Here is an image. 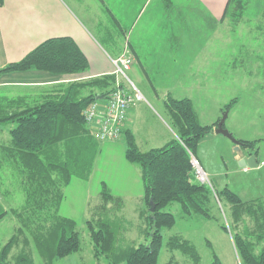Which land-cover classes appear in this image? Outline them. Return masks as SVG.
I'll return each instance as SVG.
<instances>
[{"label":"rangeland","instance_id":"374dc122","mask_svg":"<svg viewBox=\"0 0 264 264\" xmlns=\"http://www.w3.org/2000/svg\"><path fill=\"white\" fill-rule=\"evenodd\" d=\"M182 1L189 2H180V5L185 4L188 8L184 13L181 12L168 20L169 30L161 28L162 35L160 36L148 32L141 34L138 38L137 47L144 60L153 62V59L159 55L166 67L162 73L157 69L149 71V76L153 75L151 82L155 90H149L145 95V91L141 89L145 88V83H142L143 78L140 80L141 83L138 81L136 83L129 71L130 68L125 70L126 77L123 80L125 84L130 83L131 87L134 86L143 96L139 103L143 106L141 111L147 125V128L143 129L148 133V128L157 131L159 130L158 124L164 128L169 124L164 113L163 101L167 93H170L166 87L173 84L174 73L188 71L198 63L201 65L209 61L211 64L215 62V66L204 67L210 71V82L203 92L198 94L192 91L190 87L194 84L193 78L186 77L184 74L173 95L177 98L185 97L186 95L182 92L185 90L181 88L187 87L186 93L191 97L199 120L203 124L212 123L215 113L220 120L223 113L227 112L224 128L239 141H259L261 155L264 156V0H252L248 3L241 19H228L225 23H217V25L201 17L193 8L190 0ZM76 13L87 23L81 10ZM214 30H216L215 35ZM195 31L209 35L206 41L208 47L205 52L200 53V58L196 57L194 63L186 68L192 57L188 51L190 45L187 42L190 40L189 35H193ZM99 39L101 40V37ZM178 46L180 50L175 52ZM104 47L111 55L110 46L106 44ZM124 52L126 55L129 54L127 57L131 59L132 67L133 57L127 42H125L121 55ZM173 55L176 56L175 59ZM2 83L5 85L0 84V97L16 98L14 96L24 95L34 97L39 93L46 94L42 91L43 86H30L27 87L30 91L24 92L22 90L26 88L19 89L12 82L2 81ZM234 98L237 99V104L229 110H224L225 105ZM9 128L11 129V125L8 124L0 130V139H8ZM215 128L216 126L213 129ZM212 134L213 132L205 138ZM217 136L216 138H223L227 140V144H230L228 143L230 140L224 136ZM150 138L152 140L144 142V138L137 137V144L142 151L163 145L162 142H157L154 135H150ZM125 149L123 136L115 141L99 142L98 153L87 180L73 177L70 183L62 188V197L57 208L49 212L44 209L37 211L26 200L27 193L24 190L23 175L3 163L0 167V207L4 211L0 219V254L3 248L11 243L4 258L5 264H22L18 259L23 256L31 264H107L104 256L96 255V248L91 239L90 227L97 230L99 219L115 228L116 247L121 249L144 243L145 234L142 229L145 225L140 211L145 208V205L141 199L143 187L140 169L125 159ZM215 151V144L208 142L206 145L200 144L194 154L197 166L206 174L205 181L208 180V183L205 184L213 190L212 195L215 199L214 188L221 189L225 186L238 194L243 201L264 196L263 160L258 159L256 169L242 168L238 161H232L230 168L232 172L227 175L229 180L221 185L218 180H213L206 172L208 167L215 169L217 164H222L219 154ZM246 154L251 155L248 150ZM256 155H258V150ZM201 157L202 160H200ZM199 162L204 166H201ZM193 170L194 177H196L194 166ZM221 179L224 180L225 177L221 176ZM103 183L113 196L120 197V204L117 202L114 203L115 205L103 204L101 197ZM102 205L104 206L101 208ZM164 211L171 212L176 223L171 228L162 229L163 246L158 264H166L171 257L177 264H194L188 257L167 250L166 242L173 235L189 240L196 247L200 256L198 264H210L213 253L218 256L222 264H240L231 230L222 231L218 223L212 220L184 216L177 203L168 205ZM212 214L220 220V223L223 222L227 228L229 227L230 219L225 215L222 204L218 203ZM59 217L73 219L76 222L75 231L79 236V249L62 258L50 257L35 244V239L45 237ZM249 226L252 227V223H249Z\"/></svg>","mask_w":264,"mask_h":264},{"label":"trees","instance_id":"16d2710c","mask_svg":"<svg viewBox=\"0 0 264 264\" xmlns=\"http://www.w3.org/2000/svg\"><path fill=\"white\" fill-rule=\"evenodd\" d=\"M251 1L228 0L223 17L233 16L238 20ZM3 2L0 0V6ZM165 5L170 8L171 2ZM88 68V59L73 39L53 37L37 45L20 60L1 68L0 75L35 70L62 76L82 74ZM119 86L123 87L122 82ZM117 87L116 75L109 74L43 86L42 91L46 94L39 93L34 97H0V130L11 125L8 139H0V167L7 164L23 175L26 200L37 211H54L61 200L62 188L73 177L87 180L99 142L86 125L83 111L98 98H108ZM22 91L28 92L30 88ZM236 102V98L231 99L224 110L231 109ZM163 108L175 138L161 147L142 151L129 129H123L121 134L125 139V159L140 169L141 199L145 205L140 215L145 225L142 229L145 242L120 249L116 247L115 228L99 219L97 230L90 227L96 255L104 256L107 264H158L163 246L162 229L171 228L176 223L174 215L164 209L177 203L184 216L212 220L222 231L231 230L240 264H264V196L243 201L225 186L214 188L215 199L213 190L194 177L192 158L202 139L214 133L213 128L219 119L214 124H203L190 98H177L171 93H167ZM240 142L249 154H257L259 141ZM105 186L101 190L103 204H120V197L113 196ZM150 202L154 211H150ZM218 203L222 204L225 215L230 219L228 228L212 214ZM3 212L0 207V219ZM75 226L73 219L59 217L45 237L35 239V244L50 257L62 258L76 252L79 236ZM10 246L11 243L1 251L0 264H5L4 258ZM166 247L171 253L188 257L194 264L200 262L196 247L179 235L169 237ZM18 261L31 264L24 256ZM166 264L177 263L171 257ZM210 264L222 262L213 253Z\"/></svg>","mask_w":264,"mask_h":264},{"label":"crops","instance_id":"0c3cea01","mask_svg":"<svg viewBox=\"0 0 264 264\" xmlns=\"http://www.w3.org/2000/svg\"><path fill=\"white\" fill-rule=\"evenodd\" d=\"M169 1L171 2L170 8L165 5ZM180 2L189 3L182 0H4L3 5L0 6V69L11 62L20 60L37 45L53 37L73 39L88 59L89 68L82 74L62 76H54L47 72L35 70L7 73L0 75V84H4L2 81L5 83L12 82L21 89L30 86L36 87L37 85L58 84L79 77L91 78L114 74L112 60L121 55L125 42H127L133 57V64L129 71L132 73L135 82L141 83L140 80L143 78L142 83H145V88L141 89L145 91L146 95L149 90H155V86L151 82L153 75L149 76V71L157 69L162 73L166 67L159 55L153 59V62L144 60L140 49L137 47L138 38L141 34L148 32L160 36L162 35L161 28H168L169 30L170 23L168 20L181 14V12L184 13L188 8V6H181ZM190 2L193 3V8L201 17L213 25L225 23L228 19L234 20L233 16L223 17L228 0H190ZM78 10H81V14L87 23L76 13ZM215 32L216 30L213 31L214 35ZM189 37L188 51L192 57L186 68L194 63L196 57L200 58L201 52L206 51L208 47L206 41L209 39V35L195 31ZM106 44L110 46L111 55L106 52L104 47ZM179 50L180 46L174 51ZM175 57L173 55V59ZM211 66H215V62L211 64L209 61L201 65L198 63L188 71L174 73V82L170 87H166V90L173 95L178 88L177 84L186 74V77L193 78L194 84L190 89L198 94L203 92L210 82V71L204 67ZM181 89L185 90L182 91L183 95H186L185 97L191 98L186 93L187 87ZM142 108L143 106L139 103L131 107L128 110L127 122L124 126V129L127 128L134 134L136 140L138 136H141L144 138V142H148L152 140L150 135H154L157 142H162L164 145L175 136L169 125L164 128L160 124H158L159 130L155 131L148 128L147 133L143 129L147 125L142 115ZM216 114L212 123L219 118ZM142 130H144L143 133ZM216 137L218 136L213 133L202 140L200 144L214 143L215 152L219 154L222 164H217L215 169L209 167L204 169L207 170L206 172L213 180H218L221 185H224L229 180L227 175L232 172L230 169L232 161H239L242 156H248V154H246L247 149L242 147L236 151L231 142L227 144V140ZM257 147L256 161L258 159L264 161L259 144ZM202 165L204 166V164ZM221 176H224L225 179H221Z\"/></svg>","mask_w":264,"mask_h":264},{"label":"built area","instance_id":"2783aa9c","mask_svg":"<svg viewBox=\"0 0 264 264\" xmlns=\"http://www.w3.org/2000/svg\"><path fill=\"white\" fill-rule=\"evenodd\" d=\"M127 56L129 54L126 55L124 52L112 60L114 74L117 77V89L108 98L93 102L83 111L84 121L98 142L118 140L126 123L128 110L143 99L134 86L131 87L130 83L125 84L123 81L126 77L125 70L131 67L132 62ZM120 82L123 87L119 86ZM194 161L192 158L198 181L208 183V180L205 181L206 174L197 166L196 161L194 164Z\"/></svg>","mask_w":264,"mask_h":264},{"label":"water","instance_id":"95a60500","mask_svg":"<svg viewBox=\"0 0 264 264\" xmlns=\"http://www.w3.org/2000/svg\"><path fill=\"white\" fill-rule=\"evenodd\" d=\"M226 118H227V112L223 113L222 117L220 118L219 122L216 125V128L214 129V133L217 135H222L228 140H230V142L234 144V149L236 151H239L240 148L243 147V143L237 140L232 135V133H230L228 130L224 128V123H225ZM238 163H239V166L242 168H246V167L256 168L258 166L256 157L255 155H252V154L249 156H242L240 160L238 161ZM150 211H154V206L152 202H150Z\"/></svg>","mask_w":264,"mask_h":264},{"label":"clouds","instance_id":"9594fccd","mask_svg":"<svg viewBox=\"0 0 264 264\" xmlns=\"http://www.w3.org/2000/svg\"><path fill=\"white\" fill-rule=\"evenodd\" d=\"M117 58H118V57H117ZM97 100H102V99H99V98H98Z\"/></svg>","mask_w":264,"mask_h":264}]
</instances>
